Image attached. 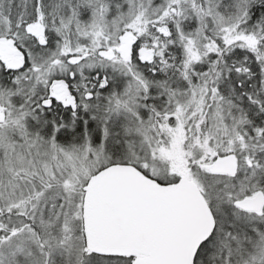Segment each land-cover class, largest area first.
<instances>
[{"label":"snow or ice","instance_id":"6c2138e0","mask_svg":"<svg viewBox=\"0 0 264 264\" xmlns=\"http://www.w3.org/2000/svg\"><path fill=\"white\" fill-rule=\"evenodd\" d=\"M0 264H264V0H0Z\"/></svg>","mask_w":264,"mask_h":264}]
</instances>
